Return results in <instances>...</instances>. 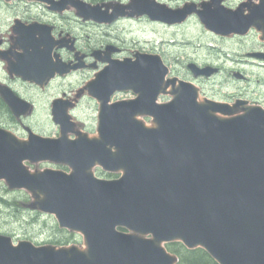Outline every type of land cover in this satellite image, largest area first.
<instances>
[{"label": "water", "instance_id": "water-1", "mask_svg": "<svg viewBox=\"0 0 264 264\" xmlns=\"http://www.w3.org/2000/svg\"><path fill=\"white\" fill-rule=\"evenodd\" d=\"M41 1L60 10L72 4L85 19L100 22L148 14L177 23L197 12L218 34H246L254 26L264 40V0L237 9L218 0L201 9L132 0L113 13L83 0ZM15 29L24 52H12V73L44 83L70 71L68 63L52 59L51 26L18 21ZM103 61L109 64L86 86L100 101L97 135L77 129L69 113L73 103L64 98L52 107L61 127L58 137L31 133L23 140L0 127V179L30 191L31 206L54 213L60 227L80 232L86 247L14 244L0 234V264H176L177 256L164 245L172 241L201 246L219 264H264V107L242 99L234 104L200 99L194 83L167 78L169 67L156 53L124 60L108 55ZM189 67L196 76L218 71L194 62ZM118 90H133L137 97L110 103ZM0 91L16 115L31 109L9 87ZM162 93L173 98L159 102ZM27 160L65 163L72 171H32ZM96 165L122 174L97 177Z\"/></svg>", "mask_w": 264, "mask_h": 264}, {"label": "rangeland", "instance_id": "rangeland-1", "mask_svg": "<svg viewBox=\"0 0 264 264\" xmlns=\"http://www.w3.org/2000/svg\"><path fill=\"white\" fill-rule=\"evenodd\" d=\"M92 2V0H87ZM238 0H233L235 4ZM177 4V0H172ZM42 17L56 20L43 7L34 6L32 11L25 14L23 5H16L7 9L0 7V30L2 33H12L10 28L16 16ZM79 17V16H78ZM76 11L72 8L69 17L58 18L57 21L66 29L72 30L81 37L85 45H97L107 42L109 39L117 41L125 47L120 55H128L135 48L141 51L160 53L170 68V76H178L181 79L194 82L200 87L202 93L209 97L234 102L237 98H245L264 106V60H256L249 57L251 52L263 51L264 43L260 34L253 32L247 36H218L202 24L191 20L185 26L169 28L161 25H152L144 22L131 25L119 23L114 26L106 24L79 22ZM111 33V35H109ZM135 40V41H134ZM11 44L12 40H6ZM7 48L6 45L2 46ZM62 58L68 56L67 50H60ZM189 62L199 65H213L220 67V72L211 77H195L188 67ZM7 61L0 58V79H10L7 70ZM98 69L88 68L76 74H70L56 78L46 90L38 91V107L28 118L27 123L42 129L44 133L55 134L59 127L52 124L51 106L52 100L64 93L71 94L80 86L94 77ZM241 72L249 77V81L237 77ZM19 88L28 96H33L31 91L20 81L16 82ZM36 95V94H35ZM117 97H122L118 94ZM169 95H162L160 100L167 101ZM0 125L9 127L12 123L7 114H0ZM48 115V117H47ZM73 115L80 122L82 130L93 135L96 133L97 102L91 96L85 94L73 111ZM0 116V117H1ZM44 118V128L37 124L36 120ZM150 123V118L144 117ZM48 120V121H47ZM11 128V127H10ZM32 169L53 167H67L49 162L28 163ZM100 172V170H97ZM108 175V174H107ZM30 194L23 189H10L4 181H0V233L7 234L16 242L19 239L32 240L37 244H77L83 246L84 242L80 234L72 233L58 226L53 215L33 211L29 206ZM11 202V203H9ZM16 202L17 204H14Z\"/></svg>", "mask_w": 264, "mask_h": 264}, {"label": "flooded vegetation", "instance_id": "flooded-vegetation-1", "mask_svg": "<svg viewBox=\"0 0 264 264\" xmlns=\"http://www.w3.org/2000/svg\"><path fill=\"white\" fill-rule=\"evenodd\" d=\"M156 1L161 2V3H165L169 7H172V8H179V7L184 6L185 4H189V5L195 6V8H197V9H201L202 3H208V2H211L212 0H177L178 1L177 4H174L172 2V0H156ZM218 1L220 2L221 5H224L226 7L237 8L244 0H238L235 4H233V0H218ZM130 2H131V0H92L91 3L101 4L103 6V8L108 9V11L110 13H113L116 10V8L121 7V6H125L126 4H129ZM16 5H23L25 8V14L28 11H32L34 6L43 7L49 14H51L52 16H54L56 18V20H50V19H46V18H42V17L34 18V17H25L24 15H20V16L14 17V19H13L14 22L17 19H20L23 22L37 21V22L47 23V24L51 25L52 28L50 29V34L55 41V47H54L53 54H52L53 59H57V55H59V57L61 56V53L59 52L60 50H67L68 56L65 59L60 57L64 61L71 62V64H73L75 61H81V62H83V64L86 65L85 68L88 67V68L100 69L105 65V63L103 62V59L106 58L108 55L111 58H123V57H127V56L130 57V56L134 55L137 51H141V48L139 47V48L133 49L132 52L129 53L128 55H125V54L120 55L125 50V47L123 45H121V43L119 41H117L118 39L120 40L119 37H117V40L109 39V40H107V42L102 43L100 46L85 45L81 41L80 36L75 34L72 30L64 28L57 21L58 18L62 19L65 17H69V14L72 12V8H69L66 11L60 12L58 10L51 9L52 5L49 3H40L38 1H29V0H14L11 2H7L5 0H0V7H6L7 9H9V8H12ZM133 10L134 9H129L128 11H133ZM76 15H77V12H76ZM76 19L79 22H92L94 24H96V23L98 24V22H95L93 20H84L80 17H78ZM141 20L146 22V23L147 22L152 23V25H161V26H166L169 28H174V27H178V26H185L191 20H194V21H197L200 24H202V28H206V26L201 22L197 12H195L193 15H191L182 24H177V25H175V24L171 25L168 23L160 22V21H153L147 15L141 17V14L140 15H134V16H120L117 19H115L113 22L106 23V25L114 26V25H117L119 23H129L131 25H134V24L141 23ZM14 22L11 24V28H10L12 33H8V32L2 33V31L0 30V44L2 43L3 45L10 46L11 44L8 43L6 40L11 39L12 41H14V37H17L18 33L15 32V28H17V26L14 24ZM100 24H105V23H100ZM109 35H111V33ZM36 36L38 38H41L42 37L41 31H38L36 33ZM234 36H236V35H234ZM61 45H64V47H62ZM108 52H110V53H108ZM54 53L56 54V56L54 55ZM88 68H86V69H88ZM86 69L83 68V70H78V71H75L72 73H79V72L84 71ZM1 81L9 84L20 96L24 97L25 99H28L33 104L31 111L27 115L21 116L20 118H16L10 112L8 117L10 118L12 123H9L8 126L13 128V129L20 130L21 135H24L26 133L24 128H27V125H29L31 128H33L35 131L41 133V130L34 127V125L28 124L27 121H28V118L30 116H32L33 112L36 111V109L38 107V99H37V96L39 95L38 91L46 90L50 86L51 83L45 82V83H43L44 85H41V84L36 83V82L25 81V80H23L19 77H16V76H11L10 79H0V82ZM17 81H20L22 85L26 86L31 91H34V95L33 96L26 95L25 91H23L17 85V83H16ZM72 94L73 95L64 93L63 95L65 97L75 101L76 104L78 105L81 99L77 98V95H76L77 91L75 90V92H73ZM121 96L122 97H120V98H130V97H133L134 94H132L131 92H125V93H121ZM1 99L2 98L0 96V102H2ZM1 113L2 112L0 110V114ZM47 117H48V115H47ZM0 119H3L2 116L0 117ZM36 121H37L36 123L39 124L40 127L44 126L45 120L43 117H40Z\"/></svg>", "mask_w": 264, "mask_h": 264}, {"label": "trees", "instance_id": "trees-1", "mask_svg": "<svg viewBox=\"0 0 264 264\" xmlns=\"http://www.w3.org/2000/svg\"><path fill=\"white\" fill-rule=\"evenodd\" d=\"M170 247L180 255L178 264H218L204 249H186L183 244L177 242Z\"/></svg>", "mask_w": 264, "mask_h": 264}]
</instances>
